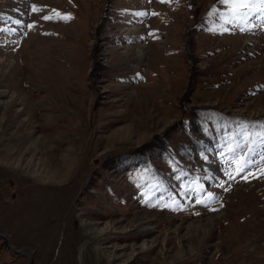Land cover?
<instances>
[{
	"label": "rangeland",
	"instance_id": "1",
	"mask_svg": "<svg viewBox=\"0 0 264 264\" xmlns=\"http://www.w3.org/2000/svg\"><path fill=\"white\" fill-rule=\"evenodd\" d=\"M262 126L256 8L0 0V264H264Z\"/></svg>",
	"mask_w": 264,
	"mask_h": 264
},
{
	"label": "snow or ice",
	"instance_id": "2",
	"mask_svg": "<svg viewBox=\"0 0 264 264\" xmlns=\"http://www.w3.org/2000/svg\"><path fill=\"white\" fill-rule=\"evenodd\" d=\"M221 2L229 4V6L232 7L234 10H236V9H252V8H256L258 12L264 13V0H260L259 5L251 3L250 0H221ZM36 10L37 9L35 8V6H33V11H36ZM239 14L242 15V16L248 15L247 12H241ZM55 17L58 18V19L65 20V21H69V20L73 19L71 14H61V13H58V12L55 13ZM52 18L53 17H48V16L44 17V19H52ZM16 23H20V21H16ZM262 127H264V126H262ZM259 136L261 138V143H264V131H261L259 133ZM246 163H247V161H245V165H246ZM242 167H241L240 170H242Z\"/></svg>",
	"mask_w": 264,
	"mask_h": 264
},
{
	"label": "bare ground",
	"instance_id": "3",
	"mask_svg": "<svg viewBox=\"0 0 264 264\" xmlns=\"http://www.w3.org/2000/svg\"><path fill=\"white\" fill-rule=\"evenodd\" d=\"M143 229V228H142ZM146 229H144L143 231H145ZM143 247H147L146 243H144Z\"/></svg>",
	"mask_w": 264,
	"mask_h": 264
},
{
	"label": "trees",
	"instance_id": "4",
	"mask_svg": "<svg viewBox=\"0 0 264 264\" xmlns=\"http://www.w3.org/2000/svg\"><path fill=\"white\" fill-rule=\"evenodd\" d=\"M233 151V150H232ZM235 154L237 153V150L234 152ZM232 156H234V154L232 155Z\"/></svg>",
	"mask_w": 264,
	"mask_h": 264
}]
</instances>
